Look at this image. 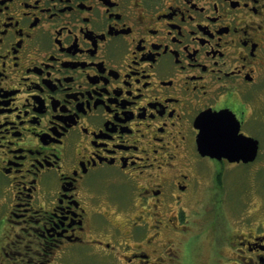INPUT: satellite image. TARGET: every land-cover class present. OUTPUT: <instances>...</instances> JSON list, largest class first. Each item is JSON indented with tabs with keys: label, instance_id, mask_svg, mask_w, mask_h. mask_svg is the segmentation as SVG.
I'll list each match as a JSON object with an SVG mask.
<instances>
[{
	"label": "flooded vegetation",
	"instance_id": "flooded-vegetation-1",
	"mask_svg": "<svg viewBox=\"0 0 264 264\" xmlns=\"http://www.w3.org/2000/svg\"><path fill=\"white\" fill-rule=\"evenodd\" d=\"M263 92L264 0H0L2 262L176 257L242 162L198 151V115L255 137ZM232 243L264 264V231Z\"/></svg>",
	"mask_w": 264,
	"mask_h": 264
},
{
	"label": "rangeland",
	"instance_id": "rangeland-1",
	"mask_svg": "<svg viewBox=\"0 0 264 264\" xmlns=\"http://www.w3.org/2000/svg\"><path fill=\"white\" fill-rule=\"evenodd\" d=\"M262 113L263 115H259L258 128L253 132L259 141L257 158L250 163L223 165L226 185L219 206H211L204 212L200 207L188 212V221H184L185 230L181 229V233H176V240L180 239L179 255L163 257L159 264H240L236 253H239L237 249L241 245L232 242L248 230L264 231V105ZM217 166L218 164L212 165V168ZM117 190L118 188L113 189L112 194L119 198ZM4 210L5 207L0 208L1 214ZM3 231L4 228L0 225V233ZM121 237L125 235L120 234L119 240L123 241L124 238ZM127 243L131 248L136 244L131 241ZM111 244L116 248L121 247L118 242L111 241ZM1 253L0 264H4ZM65 256L67 264H107L103 256H98L97 259L86 257L76 247L68 249ZM117 256L119 257V253ZM116 257L110 254V264H121V260ZM74 258H77L76 261ZM151 259L156 261L154 255Z\"/></svg>",
	"mask_w": 264,
	"mask_h": 264
},
{
	"label": "water",
	"instance_id": "water-1",
	"mask_svg": "<svg viewBox=\"0 0 264 264\" xmlns=\"http://www.w3.org/2000/svg\"><path fill=\"white\" fill-rule=\"evenodd\" d=\"M197 149L202 155H208L229 161L249 162L257 155V138L239 131V121L227 110L207 111L198 115ZM201 127L205 131L201 132Z\"/></svg>",
	"mask_w": 264,
	"mask_h": 264
},
{
	"label": "snow or ice",
	"instance_id": "snow-or-ice-1",
	"mask_svg": "<svg viewBox=\"0 0 264 264\" xmlns=\"http://www.w3.org/2000/svg\"><path fill=\"white\" fill-rule=\"evenodd\" d=\"M205 131V129L203 127H201V132L203 133Z\"/></svg>",
	"mask_w": 264,
	"mask_h": 264
}]
</instances>
